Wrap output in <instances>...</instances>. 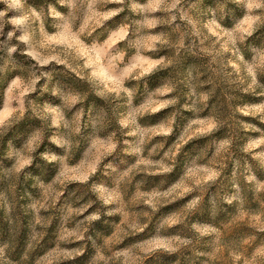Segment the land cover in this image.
<instances>
[{"label": "rangeland", "instance_id": "374dc122", "mask_svg": "<svg viewBox=\"0 0 264 264\" xmlns=\"http://www.w3.org/2000/svg\"><path fill=\"white\" fill-rule=\"evenodd\" d=\"M0 264H264V0H0Z\"/></svg>", "mask_w": 264, "mask_h": 264}]
</instances>
